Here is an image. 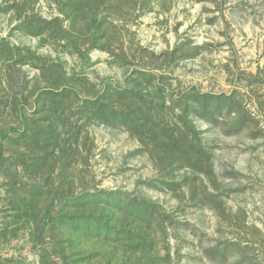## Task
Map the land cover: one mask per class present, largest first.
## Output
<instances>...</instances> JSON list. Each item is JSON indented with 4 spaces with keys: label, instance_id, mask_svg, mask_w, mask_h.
<instances>
[{
    "label": "rangeland",
    "instance_id": "1",
    "mask_svg": "<svg viewBox=\"0 0 264 264\" xmlns=\"http://www.w3.org/2000/svg\"><path fill=\"white\" fill-rule=\"evenodd\" d=\"M0 264H264V0H0Z\"/></svg>",
    "mask_w": 264,
    "mask_h": 264
}]
</instances>
